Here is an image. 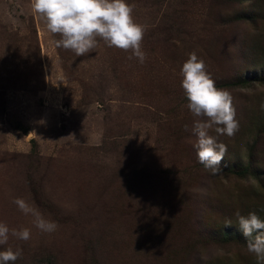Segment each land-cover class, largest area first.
I'll use <instances>...</instances> for the list:
<instances>
[{"label":"rangeland","instance_id":"374dc122","mask_svg":"<svg viewBox=\"0 0 264 264\" xmlns=\"http://www.w3.org/2000/svg\"><path fill=\"white\" fill-rule=\"evenodd\" d=\"M127 3L144 63L103 41L77 56L31 0H0V222L31 230L0 251L22 249L14 264H257L235 213L264 221V0ZM193 51L239 125L209 130L228 149L218 175L198 162L181 87ZM17 197L57 229H37Z\"/></svg>","mask_w":264,"mask_h":264},{"label":"clouds","instance_id":"9594fccd","mask_svg":"<svg viewBox=\"0 0 264 264\" xmlns=\"http://www.w3.org/2000/svg\"><path fill=\"white\" fill-rule=\"evenodd\" d=\"M31 8L50 33L61 37L55 41L57 47L85 56L93 52L99 41H103L108 47L130 51L129 59L135 57L140 63L146 60V53L142 50L146 27L134 20V5L127 0H31ZM180 75L181 87L188 101L186 106L193 116L199 118L191 129L196 137L194 148L198 162L212 175H218L228 149L224 143H218L216 137L209 135V130L214 128L218 135L228 137L236 134L239 125L235 119L233 98L229 91L215 86L204 60L194 51L184 62ZM261 108L264 109V104ZM13 203L24 215H31L34 226L42 232L52 233L57 229L55 221L46 219L23 198L17 197ZM235 216L248 252L254 254L257 264H264V221L255 212L243 216L237 211ZM230 225L229 221L226 226ZM10 235L28 241L31 230L10 229L0 222V246L8 243ZM21 256L22 249L14 251L8 247L0 251V264H14Z\"/></svg>","mask_w":264,"mask_h":264}]
</instances>
